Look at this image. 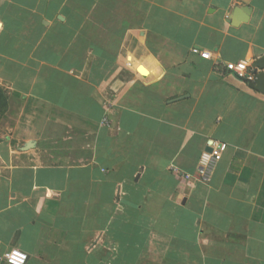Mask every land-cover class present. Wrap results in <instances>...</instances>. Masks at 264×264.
I'll list each match as a JSON object with an SVG mask.
<instances>
[{"label":"crops","instance_id":"1","mask_svg":"<svg viewBox=\"0 0 264 264\" xmlns=\"http://www.w3.org/2000/svg\"><path fill=\"white\" fill-rule=\"evenodd\" d=\"M263 56L264 0H0V256L264 264V92L226 68Z\"/></svg>","mask_w":264,"mask_h":264},{"label":"built area","instance_id":"2","mask_svg":"<svg viewBox=\"0 0 264 264\" xmlns=\"http://www.w3.org/2000/svg\"><path fill=\"white\" fill-rule=\"evenodd\" d=\"M193 53L200 55L202 58L211 59L212 54L208 50H200L199 48H193ZM254 61L248 59H241L234 62H227L226 68L233 71L238 77L253 82L256 78L257 71L253 68ZM112 113V111H110ZM109 120L106 117L104 123H108ZM210 150H205L200 157L196 180L202 183H210L215 170L222 159L223 152L226 149V144L217 140H211L209 143ZM188 179L193 175L187 174ZM19 253L20 255H16ZM22 264H26L28 260V254L19 248H10L2 256H0V263L15 264V261H20Z\"/></svg>","mask_w":264,"mask_h":264},{"label":"rangeland","instance_id":"3","mask_svg":"<svg viewBox=\"0 0 264 264\" xmlns=\"http://www.w3.org/2000/svg\"><path fill=\"white\" fill-rule=\"evenodd\" d=\"M142 69H147L146 67H141ZM146 71V70H145ZM9 95V111L8 113L0 120V137L9 133V131L14 127L16 123L17 111L21 107V98L18 97L14 92H11L8 86L0 84ZM74 131H72L73 133ZM77 139L74 138V142Z\"/></svg>","mask_w":264,"mask_h":264},{"label":"water","instance_id":"4","mask_svg":"<svg viewBox=\"0 0 264 264\" xmlns=\"http://www.w3.org/2000/svg\"><path fill=\"white\" fill-rule=\"evenodd\" d=\"M250 10L247 7L239 8L236 10V15L240 21H247ZM253 68L257 71L256 78L252 82V86L264 92V56L254 60Z\"/></svg>","mask_w":264,"mask_h":264},{"label":"trees","instance_id":"5","mask_svg":"<svg viewBox=\"0 0 264 264\" xmlns=\"http://www.w3.org/2000/svg\"><path fill=\"white\" fill-rule=\"evenodd\" d=\"M148 74H144L147 76ZM9 111V95L7 91L0 86V120L8 113Z\"/></svg>","mask_w":264,"mask_h":264},{"label":"clouds","instance_id":"6","mask_svg":"<svg viewBox=\"0 0 264 264\" xmlns=\"http://www.w3.org/2000/svg\"><path fill=\"white\" fill-rule=\"evenodd\" d=\"M16 255H20V254L17 253ZM15 264H22V259L20 261H15Z\"/></svg>","mask_w":264,"mask_h":264}]
</instances>
